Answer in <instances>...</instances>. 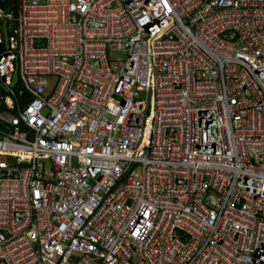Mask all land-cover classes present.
<instances>
[{
	"label": "built area",
	"instance_id": "built-area-1",
	"mask_svg": "<svg viewBox=\"0 0 264 264\" xmlns=\"http://www.w3.org/2000/svg\"><path fill=\"white\" fill-rule=\"evenodd\" d=\"M0 101V264H264V0H0Z\"/></svg>",
	"mask_w": 264,
	"mask_h": 264
},
{
	"label": "trees",
	"instance_id": "trees-1",
	"mask_svg": "<svg viewBox=\"0 0 264 264\" xmlns=\"http://www.w3.org/2000/svg\"><path fill=\"white\" fill-rule=\"evenodd\" d=\"M15 90L17 92V101L19 105H24L27 101L30 100V96L27 94V92L24 90L23 86L21 85L20 82L17 83ZM9 112L13 115H16V111L13 109H8L3 101H0V112Z\"/></svg>",
	"mask_w": 264,
	"mask_h": 264
},
{
	"label": "rangeland",
	"instance_id": "rangeland-1",
	"mask_svg": "<svg viewBox=\"0 0 264 264\" xmlns=\"http://www.w3.org/2000/svg\"><path fill=\"white\" fill-rule=\"evenodd\" d=\"M15 81V78L13 79V82Z\"/></svg>",
	"mask_w": 264,
	"mask_h": 264
}]
</instances>
